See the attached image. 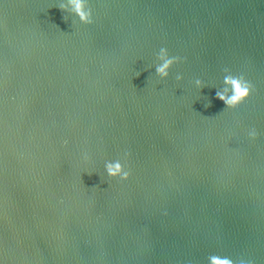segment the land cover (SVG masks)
<instances>
[{
  "label": "water",
  "instance_id": "1",
  "mask_svg": "<svg viewBox=\"0 0 264 264\" xmlns=\"http://www.w3.org/2000/svg\"><path fill=\"white\" fill-rule=\"evenodd\" d=\"M66 2L0 0V264H264L262 66L211 0Z\"/></svg>",
  "mask_w": 264,
  "mask_h": 264
},
{
  "label": "clouds",
  "instance_id": "2",
  "mask_svg": "<svg viewBox=\"0 0 264 264\" xmlns=\"http://www.w3.org/2000/svg\"><path fill=\"white\" fill-rule=\"evenodd\" d=\"M58 7L63 13L70 12L71 14L77 16L82 24L87 25L93 23V13L87 0H67L66 3H60ZM63 19L66 21V18L63 17ZM156 59L159 63L155 66V73L161 78V80L167 79L170 69L175 64L181 62L180 57L170 56L168 50L164 47L160 48ZM224 72L226 73L223 80L224 87L216 91V98L222 101L226 108L236 109L250 97L254 91V85L248 81L243 74L233 75L228 68H225ZM176 79L179 81L183 79V77L181 75H177ZM195 85L198 89L206 87L204 82L200 79L195 80ZM209 106L210 102L205 104L206 108ZM248 136L253 140L256 139L258 136L257 130L252 128L248 132ZM127 155L128 154L125 153V156ZM84 158L85 160L88 159L87 154H85ZM105 170L107 176L111 178L119 177L121 180H127L130 176V172L125 171L124 166L119 161L106 162ZM208 261L209 264H253L251 260L247 262H245L242 258L233 260L229 257H221L218 254L210 255L208 257Z\"/></svg>",
  "mask_w": 264,
  "mask_h": 264
}]
</instances>
